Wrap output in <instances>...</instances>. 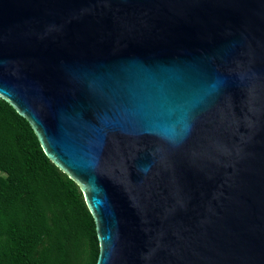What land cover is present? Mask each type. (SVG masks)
Here are the masks:
<instances>
[{
	"label": "water",
	"instance_id": "95a60500",
	"mask_svg": "<svg viewBox=\"0 0 264 264\" xmlns=\"http://www.w3.org/2000/svg\"><path fill=\"white\" fill-rule=\"evenodd\" d=\"M0 97L96 264H264V0H0Z\"/></svg>",
	"mask_w": 264,
	"mask_h": 264
},
{
	"label": "trees",
	"instance_id": "16d2710c",
	"mask_svg": "<svg viewBox=\"0 0 264 264\" xmlns=\"http://www.w3.org/2000/svg\"><path fill=\"white\" fill-rule=\"evenodd\" d=\"M0 264H96L95 220L78 183L0 97Z\"/></svg>",
	"mask_w": 264,
	"mask_h": 264
},
{
	"label": "rangeland",
	"instance_id": "374dc122",
	"mask_svg": "<svg viewBox=\"0 0 264 264\" xmlns=\"http://www.w3.org/2000/svg\"><path fill=\"white\" fill-rule=\"evenodd\" d=\"M7 175H6V173L5 172H3V171H0V177H6Z\"/></svg>",
	"mask_w": 264,
	"mask_h": 264
}]
</instances>
